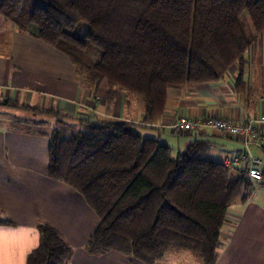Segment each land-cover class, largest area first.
Listing matches in <instances>:
<instances>
[{"label":"trees","instance_id":"trees-1","mask_svg":"<svg viewBox=\"0 0 264 264\" xmlns=\"http://www.w3.org/2000/svg\"><path fill=\"white\" fill-rule=\"evenodd\" d=\"M0 12L22 30L36 25L95 93L106 82L111 102L126 92L145 103L143 122L102 116L93 106L83 128L51 133L49 175L100 217L87 251L155 264L175 248L217 264L229 210L249 200L253 181L211 157L207 140L174 156L144 129L166 113L170 88L218 81L237 64L243 70L264 33V0H0ZM38 227L27 264H67L71 247L61 232L48 222Z\"/></svg>","mask_w":264,"mask_h":264},{"label":"crops","instance_id":"crops-1","mask_svg":"<svg viewBox=\"0 0 264 264\" xmlns=\"http://www.w3.org/2000/svg\"><path fill=\"white\" fill-rule=\"evenodd\" d=\"M38 34L36 25L22 30L0 12V264H27L40 244L38 226L43 222L55 226L70 245L67 264H148L113 250L87 251L100 217L80 192L49 175L53 129L46 120L49 111L57 110L83 123L92 111L84 106L89 103L99 115L139 123L145 103L126 92L111 102L106 82L95 93L71 59ZM245 56L243 70L237 64L218 81L170 88L166 113L144 132L167 142L172 151L175 147L183 151L194 140H207L209 155L227 165L247 151L264 160L262 149L247 148L242 140L219 131L179 132L172 126L181 114L246 122L264 113V33ZM249 163L242 159L229 166L242 172ZM253 184L254 194L245 204L237 200L240 210L231 213L223 232L227 245L217 264H264V190L257 187L264 182Z\"/></svg>","mask_w":264,"mask_h":264},{"label":"built area","instance_id":"built-area-1","mask_svg":"<svg viewBox=\"0 0 264 264\" xmlns=\"http://www.w3.org/2000/svg\"><path fill=\"white\" fill-rule=\"evenodd\" d=\"M94 108L89 106L88 109ZM172 126L177 131H219L227 136L242 140L246 147L255 145L264 151V113L252 117L246 122H235L229 117L206 116L204 118H192L181 114L173 122ZM242 159L250 160L247 169L248 177L253 181L264 182V160L253 157L250 151L238 154L228 165L237 164Z\"/></svg>","mask_w":264,"mask_h":264},{"label":"rangeland","instance_id":"rangeland-1","mask_svg":"<svg viewBox=\"0 0 264 264\" xmlns=\"http://www.w3.org/2000/svg\"><path fill=\"white\" fill-rule=\"evenodd\" d=\"M81 29H82V32H85L86 26H82ZM76 68H77V71H78V67H76ZM78 75H79V77L82 79V81L85 84H89V82L87 81V78H86V74L84 72H79L78 71ZM136 96H139V95H136ZM139 98H141V97L139 96ZM84 106L88 110L89 103L84 104ZM49 114H51V115H49ZM49 114H48V118H46V120H49L47 122L48 128H51L53 130L54 129H65V130H68V131H77L80 128H83L82 123L79 122V121H75L73 118H70L68 116L57 115V113H54V112L53 113H49ZM31 118L36 119L38 121L45 119V117H42V116H38V117H33L32 116ZM181 151L182 150L179 151L175 147V148H173V155L176 156ZM257 187H259L261 189L263 188L262 190H264V185L262 186V185L258 184ZM255 194L258 195L257 193H255ZM259 197H257V198H259ZM238 205H239V203H236L235 205H233L231 207V209L229 210L228 218L231 219L232 218V214L231 213L237 212V211L240 210V207ZM227 224L225 225V229L224 230H227V228H226ZM155 264H203V263L191 251L172 248L166 253V255H165V257L163 259L157 261Z\"/></svg>","mask_w":264,"mask_h":264}]
</instances>
